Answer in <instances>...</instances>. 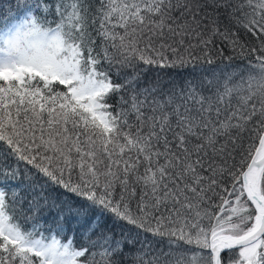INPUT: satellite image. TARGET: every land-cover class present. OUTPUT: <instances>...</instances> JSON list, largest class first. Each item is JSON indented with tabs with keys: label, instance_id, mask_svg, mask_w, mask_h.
Returning a JSON list of instances; mask_svg holds the SVG:
<instances>
[{
	"label": "snow or ice",
	"instance_id": "1",
	"mask_svg": "<svg viewBox=\"0 0 264 264\" xmlns=\"http://www.w3.org/2000/svg\"><path fill=\"white\" fill-rule=\"evenodd\" d=\"M0 16V264H264V0ZM217 40L257 73L204 68Z\"/></svg>",
	"mask_w": 264,
	"mask_h": 264
},
{
	"label": "trees",
	"instance_id": "2",
	"mask_svg": "<svg viewBox=\"0 0 264 264\" xmlns=\"http://www.w3.org/2000/svg\"><path fill=\"white\" fill-rule=\"evenodd\" d=\"M32 0H11L13 12L16 13V16L23 15V5ZM8 0H0V6H6ZM17 4L20 5L19 11H17ZM4 18L0 16V28L4 26ZM211 58L213 60L212 65H207L204 58L201 57V65L204 68H214L217 75L233 74L238 78L240 73H243L245 77L252 72L256 74L258 70L252 68L251 66L256 63L255 56H248L245 51H241L239 47L233 48L230 44L217 40L215 49L211 53ZM192 74V68L189 66L185 69H167V68H153L150 71H147L142 74L141 83L142 86H147L149 83H155L158 79L163 81H168L169 79L180 80L186 77H189ZM196 75H208L204 73L202 68H198ZM209 78H211L209 76ZM47 236L48 234L45 233ZM149 240L153 241L154 247L157 251L161 249L165 252L169 251L168 239L165 237L161 238H152L149 235ZM139 247V245H137Z\"/></svg>",
	"mask_w": 264,
	"mask_h": 264
}]
</instances>
